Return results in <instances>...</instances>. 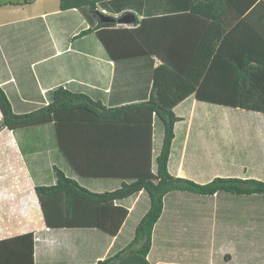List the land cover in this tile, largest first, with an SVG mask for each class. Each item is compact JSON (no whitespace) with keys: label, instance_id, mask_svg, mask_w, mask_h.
<instances>
[{"label":"trees","instance_id":"1","mask_svg":"<svg viewBox=\"0 0 264 264\" xmlns=\"http://www.w3.org/2000/svg\"><path fill=\"white\" fill-rule=\"evenodd\" d=\"M30 1L0 0V7ZM128 4L140 17L130 28L102 22L96 15L100 11L115 17L118 0H59L61 10L77 8L86 14L89 27L81 29L73 39L96 31L115 62L147 64L148 60L151 93L146 100L106 107L99 101L97 105L85 94L60 86L51 92L48 105L17 113L0 86V130L15 132L36 126L53 130L52 144L58 158L51 165L53 175L44 183L34 184L44 222L51 227L44 232L59 236L69 229L53 227H96L68 233L80 234L73 238L86 242L97 239L98 248L90 243L88 246L93 247L98 259L87 264H154V256L161 250L165 255L162 260H174L169 254L173 245L169 243L181 234L176 236L168 229L167 221L159 229V222L177 217L171 202L188 200L190 205L199 207L202 223L198 226L196 221L193 230V238L198 239L200 235L206 236L202 227L212 220L207 208L218 201L219 194L264 200V179L216 175L198 182L184 174L178 176L174 168L182 156L183 129L194 127L207 133L210 128L252 125L251 119L246 123L247 112L264 116V0H130ZM162 5L165 7L159 9ZM153 53L160 59L157 66L150 58ZM210 105L230 107L231 112L224 110L216 123L214 107ZM77 110H86L92 118L98 116V125L112 122L122 130L127 126L139 127L137 134L142 141L138 149H126L128 145L132 147L127 136H122L126 132L113 136L98 131V152L93 151L92 158L82 162L83 152L75 149L72 142L64 141L72 136L62 134L65 128L81 126L76 119L80 118ZM133 142L136 147L138 140ZM24 155L30 174L37 177V170L29 166L32 163ZM95 165L96 172L91 169ZM86 177L98 179V184L110 178L119 179L120 183L99 189L96 184H84ZM136 197L126 219L128 210L124 205ZM262 211L264 214V206ZM98 232L101 238L94 236ZM83 233L88 235L83 237ZM36 234L28 231L1 239L0 264H35L36 250L48 264L53 258V246L47 239L35 238ZM160 236L166 238L164 245L159 242ZM257 236L263 242L260 254L264 264V229ZM54 239L58 246L55 256L65 255L59 238Z\"/></svg>","mask_w":264,"mask_h":264},{"label":"crops","instance_id":"2","mask_svg":"<svg viewBox=\"0 0 264 264\" xmlns=\"http://www.w3.org/2000/svg\"><path fill=\"white\" fill-rule=\"evenodd\" d=\"M129 1L118 0L115 17L134 12L138 22L140 17L134 7L128 4ZM159 7L161 9L165 5ZM134 24L117 26L130 28ZM88 27L86 14L82 10H61L59 0H43L42 3L41 0H31L26 4L0 7V86L15 112H29L48 105L52 101L51 92L60 86L73 93L85 94L97 105L99 101L106 107L140 102L150 96L148 60L147 64L139 61L115 62L106 53L96 31L77 39L72 38ZM161 30L158 32L159 47L163 37ZM150 56L153 65L157 66L160 63L157 54ZM95 110L98 111V106ZM77 111L80 118L76 119L81 126L65 128L62 134L63 137L72 136L64 141L72 142L75 149L83 152L82 162L92 158L95 154L93 151L98 152L99 133L117 136L126 132L122 136H127L132 145L126 149H138L139 141H142L137 134L140 133L139 127L127 126L122 130L112 122L98 125V116L92 118L86 110ZM229 112L231 110L224 111ZM245 118L246 123H250L248 119L253 120L252 125L210 128L207 133L194 127L181 128L184 133L182 156L178 165H174L177 175L184 174L198 182H205L216 175L264 179V116L247 112ZM52 140L53 130L49 126L22 128L15 132L4 128L0 131V240L32 231L37 233L35 238L51 241L53 258L48 264H87L98 259V254L93 252L94 246L98 248L97 239L86 242V239L73 238L80 234L71 236L68 233L96 227H53V230L69 229L68 233L59 236L57 233L48 235L44 232L51 227L44 222L34 184L44 183L53 175L52 166L42 162L56 163ZM137 140L135 147L133 141ZM176 146L178 148V143ZM24 153L32 163L29 166L37 170V177L30 174ZM34 160L38 161L37 165L33 164ZM129 165L137 166L134 163ZM91 169L96 172V165ZM91 169L88 168V171ZM207 176L210 177L204 179ZM91 179L86 177L83 183L96 184L99 189L115 187L120 183L119 179L110 178L98 184V179ZM255 197L219 194L218 201L207 208L212 220L202 227L206 236L200 235L198 239L193 238V230L197 227L196 221L198 226L202 223L199 207L190 205L188 200L185 203L171 202L170 207L177 217L165 218L159 222V229L167 221V228L173 230L176 236L181 235L176 240L174 238L175 242L169 243L173 245L169 254L174 260H162L165 255L161 250L154 256V264H261L260 249L263 242L257 235L264 229V214L261 212L264 200ZM137 198L124 205L128 210L126 219ZM184 234L189 235V238ZM82 235L85 237L88 233ZM94 236L101 238L100 232L94 233ZM57 237L62 248L66 249L65 255L55 256V246H58L54 238ZM165 240V237H159L163 245ZM88 243L93 247H89ZM34 259L35 264H46L37 250Z\"/></svg>","mask_w":264,"mask_h":264},{"label":"water","instance_id":"3","mask_svg":"<svg viewBox=\"0 0 264 264\" xmlns=\"http://www.w3.org/2000/svg\"><path fill=\"white\" fill-rule=\"evenodd\" d=\"M96 15L102 22H111L117 24H134L137 22V16L134 12H126L119 17H112L110 15L97 11Z\"/></svg>","mask_w":264,"mask_h":264},{"label":"rangeland","instance_id":"4","mask_svg":"<svg viewBox=\"0 0 264 264\" xmlns=\"http://www.w3.org/2000/svg\"><path fill=\"white\" fill-rule=\"evenodd\" d=\"M43 2V0H41V3ZM210 106H212V107H214L213 109H214V113L215 114H213V118L216 120V123H217V120H219L220 119V117L219 116H221L222 115V112L224 111V110H231V108L230 107H225V106H220V105H210ZM1 131V130H0ZM47 164H49V165H52L54 162H46ZM36 171V170H35Z\"/></svg>","mask_w":264,"mask_h":264}]
</instances>
